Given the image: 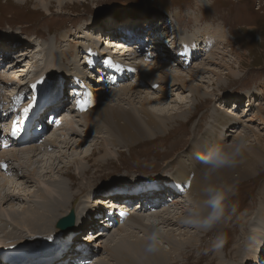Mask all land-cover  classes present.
I'll list each match as a JSON object with an SVG mask.
<instances>
[{
    "label": "rangeland",
    "instance_id": "374dc122",
    "mask_svg": "<svg viewBox=\"0 0 264 264\" xmlns=\"http://www.w3.org/2000/svg\"><path fill=\"white\" fill-rule=\"evenodd\" d=\"M66 1L67 2L65 3V5L61 7L58 5L56 0H45L44 2L42 0H0V62L4 60V58H7L8 55H6V51L8 52L14 51L13 53L17 54V52L21 50H26V49L36 50L42 47L35 44L37 41L34 42L30 41L29 35L37 36L40 39V41H42L43 43V49L45 50L51 49L56 53V48L59 47V45L55 46L58 43L56 36L61 35V33H65L66 35H68L67 36L68 40L66 39L63 42V45L60 47V49L65 47H67L68 49H72V47L70 46L72 44L71 40L81 39L79 37V34H84L83 30H81L80 27L81 24L87 25L91 23L93 25H96V27L98 28L97 33L100 35L94 34L93 35L95 38L94 40L96 43L99 42L101 43L104 41L101 44L104 48L107 49L106 51L107 55L106 57L103 56L104 58L102 57L103 59L101 61V64L100 63L96 64L100 52L97 51V55L95 58L96 62L93 64L96 66H99V64L101 65L100 67H98V70L102 74L94 71L96 69L95 66L93 69L87 68L86 65L83 66L84 67L83 77H84L85 85L83 87H79V91L80 92L82 91L81 92L82 96L80 99H78L77 96L72 97L71 94L68 93L69 92L68 90L72 91V89L69 88V86L71 84L70 82L73 81L74 76H72V74H68V68L66 64H64L65 68L63 70L57 67L54 68V72H53L52 69L53 66L49 67L52 60L48 56H43L39 60V64H41L42 67L38 68V71L39 69L41 70L42 68H44L43 71L46 72L45 74H43V79L47 80L48 78H50L52 76L51 75V70H52V73L60 74L61 79L64 81L62 84L63 90H61V96L58 99H56V101L61 100V98L64 99L68 95L69 97H67L66 103L68 104L69 108L67 107L65 114L61 115L60 120L61 119L65 120L64 117L66 115L68 119L74 117L78 122L75 123L77 126H81V123H79L80 121H78V119L80 118L81 122L84 121L82 115L84 114V111L88 110L89 106H86L84 108L85 110L84 109L81 110L78 108L74 110V108L77 105L76 102H78L79 100L87 101V98L84 97H87L88 93L91 94L90 98L92 100V105H97L98 102H102L106 98L105 95L107 93H112L113 91H115V89L119 91L120 87L123 86V84L124 85L132 84L138 86L135 77L134 78L129 77V79L123 81L124 83L118 81L120 75L118 70L121 68L120 67L121 62L123 63V67H125V65L132 66L133 62L131 60H133L135 64L139 63L137 65H141V66L145 64V62H149V63L154 62L152 59L148 58L149 56L147 55L146 51H143L142 53H140L135 57L130 58V56L128 55L126 56V58L123 57L121 55L122 52L120 51V48H124L125 50V47L123 46H135L133 44L132 45L123 44L120 47L117 46V53L119 55L116 54L114 52L116 51V48L114 47V43H117L116 41L121 43L127 41V40L125 41V39L123 38L120 39L119 34L122 35L126 34V36H129L131 38L133 35H137L136 33L140 32L139 38L141 40L148 39L149 38L148 34L149 35L151 34L153 37V32L147 33V29L148 28L151 29L155 25L157 26L158 23L157 21H159L160 25H164V26L162 27L157 26L158 30L160 31H157V34L154 33V35H156V37L158 38H160L161 35L162 37L165 36L170 37V35L171 37L172 36L174 37L175 35L174 33L179 34L181 32L180 29L186 32V29L188 28L190 29L195 28L196 26L192 23H188V21L200 18L202 20H205L204 22L208 20H210V22L209 24H203V21H201L198 24V27L202 28L203 30L205 26H212L213 29H217L218 26H220L222 30H224L225 28L224 31L227 32L228 39L231 43L230 45L227 44L228 42L225 43L222 49L219 48L217 51L214 52V49L208 50L206 49L205 45L201 46L202 42L200 41L196 52L192 48L189 50L190 47L182 48L179 45L176 47L175 41H172L171 42L172 44L169 46V48L170 47L173 48L175 44L177 52L182 51L183 54L191 55L190 60L184 63H182L180 60L171 61L173 63H166V60L162 62L157 61L161 64V68L156 67L154 64H149V67L151 68L150 69L151 73L159 76L160 80L164 79L169 74H177L176 72L184 73L183 74L184 76H196L198 79H196L195 77H191L189 81H193L194 85H200L202 86V88H206V90H208L210 93L209 94L208 92H206L208 95L207 97L208 99H206L204 102V100H199V99L196 100L195 96H193V93L191 95L189 91H188L189 94L187 93V91H183V95L185 96L180 94L181 97L187 98L190 95V97L188 98L190 102L188 104H189V108L192 107L190 108L191 114L189 113L188 114L189 116L187 115L184 118L182 117L177 118V120H174V122H169L168 125H166L167 130H165L164 133L158 131L155 135L150 136L152 135L150 134L146 138L140 139L139 141L133 144L122 142L120 141L121 138H119V140L117 139L114 140V142H118V144L114 145L112 144L110 139H108V141H105L106 145L108 142H110L108 143V152H105L104 150H101L102 144H99L101 142L100 139L95 140L98 142V144H96L95 141H92L93 139H95L96 136H99V134H97L94 131V130L97 131L96 125L94 127L93 124H90L88 122L89 125L87 126L88 127L87 133L89 136L88 135L87 137L84 136V139L87 142H90V146L92 147L90 151H86L87 145H85L86 143L85 142L81 146V151L78 150V152L80 153H78L77 156L79 157V159H82L81 163L76 166L75 164H72L73 162L70 164L64 163L62 165L60 162L57 166L55 165L54 169L51 171L53 172L51 175L54 176L57 173L58 169H62V168H64V170L66 168L69 169V173L67 174L66 172H63L62 177L66 179L68 181V184L71 186V187L69 186V190L72 193V196L76 197L73 200L72 204H74L78 200L80 201V199L82 198V197H78L80 193L84 192L86 189L90 187H94L96 191L94 194L95 197L96 196L98 197L102 196L101 198L109 197L108 196L109 194L110 196H112L111 193L115 194L114 191L108 193L105 192V188L111 186L112 183L115 184L118 183L116 187H119L122 186L123 184H128L129 182L130 183L133 182L132 184H134L135 181L140 182L142 180L143 183H148V184L160 183V185L162 186L161 191L162 192L165 191L164 189L165 186L161 184V180L163 177H168L169 176L168 173H171L173 170H176L173 161H177L181 156L185 155L187 152H188L187 157H189L192 154L191 150H192V146L194 145L193 141L197 138L198 140H203V139L205 140V138L208 137L209 135V133L206 132L209 127H210V134L212 135L214 134L217 128L213 119L214 113L216 114V111H214L215 106L223 103L226 104L227 102L228 106H232V108L235 109L234 102L236 103V101L234 100H236L235 98L237 97H242L240 101L245 100L246 104L249 98L253 99L255 97L257 101L255 105H253L251 111H248V109H246L247 108L246 106L245 107L243 106L242 109L238 108V112H240V114H243V122L241 123V125L237 126L239 128L236 133L233 131L231 132V130L226 132L225 130V134H227L226 136L232 134L231 137H228L227 143L232 142L234 139H236V137H239L242 133L243 134L245 133L246 136L248 135L249 137L254 139V135L251 134L257 132L262 134L263 146H264V125L260 123V120L257 119L259 115H262L264 118V110H263L264 108V0H66ZM188 17H192V18L190 19ZM150 22L154 23V25L151 26ZM167 22L171 23V25L173 24V26L176 27V29L173 30L174 27L171 26L172 28L170 30L167 29V31H164ZM161 30H163L164 32ZM171 30L174 31L173 34H172L173 31L171 32ZM112 32H113V37L107 36L108 34L111 35ZM165 32H167V35ZM169 32L171 33L169 34ZM12 35L15 36L16 40H14L13 42L11 41L6 42L7 40L12 39ZM100 36H102L103 38L101 39V41L99 40ZM115 37L118 38L116 39ZM204 40L206 41V39ZM50 41H52L53 45L51 44ZM132 42L133 40L132 41L130 40L127 41L126 43H132ZM15 47L17 48L14 49ZM100 47L101 45L98 48ZM154 51H158V50L155 49ZM218 52H224V53L219 54ZM47 53L50 54L49 51H47ZM194 54H196L195 55L196 58L193 60L192 55ZM217 54H219L218 55L219 59L218 58L215 59ZM120 56L121 58L123 57L124 59L120 60ZM19 58L21 59L19 64L24 67H22L23 68L22 69L16 66L15 69L11 70V72L15 70L14 72H12L14 75H11L6 70L9 63L6 65L0 64V71L2 72V74H5L6 72L9 73V74H5L4 77H2L3 80H6V77H8L7 80H12V78H15L17 80L19 79L21 73L24 72L23 74H27V66L30 63V59L29 58L22 59V57L20 56ZM63 58L67 59V57H63ZM60 59H62V57H60ZM185 59H187V57H185ZM210 59H212V61H210ZM100 60L98 62H100ZM138 60L140 61L138 62ZM218 60L219 61L222 60L225 66L219 65ZM109 62L110 64L113 63L112 64L113 66L111 65V67H109ZM205 62L208 63L207 66L210 67V71L208 70L203 71L200 68V66L205 64ZM42 63L44 64V66ZM60 63H61L60 65H62V60H60ZM116 63H118L119 65L118 69L116 68L114 69ZM175 64L176 65L179 64V66L173 67V65ZM181 64H184V66L189 64L190 67L185 68L182 67ZM228 66L233 68L230 72ZM34 67L35 64L33 65V70ZM176 69L179 70L176 71ZM2 70L5 71L3 72ZM125 70H120V71L123 72ZM137 75H139V72H137ZM204 76L211 77V80H214V83L211 84V86L208 88L205 85L208 84V81H210V79L207 80L206 78L205 79L206 81L205 80L201 81V78ZM21 77L23 78V76ZM91 77L92 80L90 79ZM40 79L37 80L34 75L31 78V82L35 84L37 87L39 81H41ZM111 81L113 82L117 81L118 84H116L115 87L107 86V83L109 84L111 83ZM21 82H23V80ZM49 83H50L49 85H55V83L54 84L51 82ZM59 83H61V80L57 81L58 87L60 85ZM13 86L14 85L10 86V89L15 88ZM45 86H47V84L44 83L43 87ZM99 86L107 88L108 91L102 90L101 89L102 87ZM164 86L165 84L163 83L162 87ZM140 87L142 88V91H144L141 93L140 96H144V94L146 95L147 93L150 92V90L153 91V89L149 87V85L147 84H142ZM35 89L30 92L31 94H29L28 97L35 96L37 99L39 98L40 93L39 92L35 93ZM91 89L93 90L87 92V90L89 91ZM111 89L112 91H110ZM148 90L149 92H147ZM11 91H15V90H11ZM11 91L8 90L6 92L10 93ZM83 92L85 93L83 94ZM94 92L96 93V96L97 95L100 96L99 92H101V96H100L101 98L98 99L95 96ZM4 95L1 98L4 97L7 98ZM178 95H170L171 98L169 97L167 101H164L163 99L165 103L162 101L160 103L156 102L152 105H154L157 108H161L163 110L166 109L165 110L166 112L167 111L174 112L175 110L173 109L178 108L177 106L179 105L175 101L176 99H178L177 98ZM27 103L28 100L26 99V101L23 102L24 105L21 104L22 107L20 105L19 108H23L27 106ZM111 103L113 104L120 103V104H124L127 107L130 105L134 107H140V100L135 97L131 99L123 100L121 102L112 100ZM18 111L19 110H17V112L14 113L15 116H17ZM44 112H45L43 114L44 123L46 124L47 132L50 131L48 135H50L51 137L52 133L56 131L57 126L56 125L51 126L48 124L49 117L47 118V115L49 114V110L45 109ZM250 118H252L251 120L254 121L251 122L249 120ZM2 119L3 118H0V123L3 122ZM13 119L14 117H12V120ZM209 121L210 124H208ZM7 124L8 126H11L12 123L11 121H9ZM36 124L37 123H35V125ZM1 128L2 126L0 125V129ZM79 128L81 130L85 129L84 123H83V127H79ZM251 129H253L254 132L251 131ZM104 130L106 131V127L104 128ZM59 132L61 131L59 130ZM102 134L103 135L106 134L108 136V133H104V132L100 133V135ZM2 141H6V142L11 141L10 138L7 137L6 132L3 129L0 130V145ZM41 143L42 142H39V144ZM22 145H26V144H22ZM0 147L3 150H5L2 146ZM75 147L78 148V146ZM250 147L251 146L249 145L247 149L250 150ZM195 150H196V146H194L193 152ZM1 152L2 150H0V153ZM10 152H12V150ZM44 155L41 154L40 157L42 158V156ZM67 155H68V160H71V158H69V155L72 157L73 156L72 152H70ZM8 159L10 164L14 166L13 156H9ZM67 165H71V166L66 167ZM78 166L79 168L81 167L84 168L78 169ZM198 166L199 164H197V168ZM26 168L31 169L36 167L34 165L33 167H30V165L26 163ZM2 172L6 176L15 178V181L20 178L19 176H17L18 174H16L15 172L12 171L7 172V170ZM29 172H30L29 175H27L26 173H22V174H25L28 177V182H31V178H29V176H31L32 171ZM21 177L23 176L21 175ZM173 179L174 178L170 177L169 181H173ZM23 180L26 181V179ZM39 180L41 181V178H39ZM46 181L47 179L45 180V183ZM28 182L24 183L25 187L23 185H19L20 182L17 184V186L18 187L23 186L24 188L21 187V189L27 191L29 189V186H33L37 184L35 183L37 181L34 180L32 183H28ZM232 184H235L237 188L236 195L231 198L233 201L239 202V209L237 215L234 216L231 220L227 221L226 223L218 225L216 228L209 231L208 233L202 232V234L205 233L203 237H197L196 239L195 238L186 239L185 241H183L186 235L182 234L179 236L181 239L180 242L178 241L179 243H176V244H181V246L183 247L186 246L190 247L194 243L196 245L197 242L200 241V239L202 238V242H201L202 248L206 250L211 248L212 242L215 240L217 234L223 232L227 236V241L224 244L222 250L220 252H215L211 250L206 252L205 250H201L202 248L198 249L192 247L186 250L188 252L185 256H181L180 251L177 252L172 251L171 252L172 255L168 257V259H170L169 261L173 263L177 262V264H218L217 260L215 259L216 254H219L220 258L226 257L223 262L224 264L232 261V258L236 253V249L234 248V245L238 242L240 234H242V232L244 231H247L248 226L252 224L251 222L258 218L257 213H259L262 209H264V163L259 164L258 167L255 169L254 173L251 174V176L247 177L246 179H235ZM38 186L39 184H37V187ZM31 188L32 189L29 190H35L33 189L34 187ZM2 189L3 187H0V195H4ZM10 189L13 190L11 187ZM118 192H123V191H118ZM188 192L189 191L186 192V195L188 194ZM160 196H161L160 194H156V197H154V201L151 202L156 203V199L157 198L160 199ZM116 197L119 199V201H125V198H130V197H120V196H116ZM14 198L15 199L17 198L15 201L14 199L11 200L12 205L14 206L15 204L24 207L32 205L31 203L32 201L29 196L26 197L24 195H15ZM109 203L110 202H106L103 199L98 200L96 202V205L100 204V206H97L98 210L96 211V213L90 214V217H88L87 219V221H90L91 217L94 218V220H92V223L93 222L94 223L93 224L90 223V225L91 224L92 225L91 226L89 225L88 227H86L85 225H83V223H81L79 229L82 228L81 233L83 232L84 233L83 234L80 233L81 234L80 235L76 232V236L80 235V240L85 242V244L81 243V245L84 246L89 245L87 243H90L91 240L92 241L95 240L96 243H93L91 246H93V248L95 247V249L98 252L95 253L94 256H92L93 264L96 263L94 261H98L99 259L103 260L104 258L106 259L105 261L111 264H116L114 257H112V260H110L109 257L108 258L104 257L106 256V253L104 251V244L105 242L108 241L110 236H115V233H118L119 228H121L122 225L120 224L117 225V223H114L111 227L108 226L109 228L104 229V227H106V225H103V223H105L104 220L97 219L98 216L102 215L104 209L106 210L109 208ZM8 205L9 204L7 203L6 206ZM6 206L5 208L4 206H0V218L8 219V215L13 214L14 210H11L12 208L10 206H8L7 208ZM16 208H20V207H16ZM147 208H150V206L146 208H142L137 211H133L131 215L139 211L147 213L149 210ZM99 209L102 210L101 211L102 213L99 212ZM174 209L176 208H172V211ZM15 210L16 213L14 215L16 216L15 218H17L18 221L19 214L22 213V210L19 209H15ZM180 210H184V208L181 207ZM27 223L28 224H26L22 220V222H19L17 225L23 229L18 228L15 231H12L11 233H7L6 235L1 234L0 238H5V237L8 238L7 236L11 237L12 233L21 232L23 236L17 240L23 242V241H27L23 237L28 236L29 232H31L33 236H36L33 237L35 240L33 241L35 243L39 242L45 244L49 242L51 244L52 237L47 236L46 234L50 233L52 227L50 229L47 228L46 230L41 231L44 229L41 228L42 224L39 226L37 222H33L32 224H29V222L27 221ZM135 223L136 222L134 220H131L130 223L127 225V227L129 229L131 227H134L136 229L133 230H137V224ZM179 223H181L180 224L181 228L183 225H185L182 222ZM30 225L31 226L36 225V226L31 227ZM75 226L76 225H74L72 229H68L65 232H69L73 230ZM29 227H31L32 231H30ZM59 230L60 229H58V231ZM88 230H92V232L94 231V233H97L98 230H101L103 231L102 233L103 235L101 237L95 235L96 237L92 238L91 233H89V235H86L88 234L87 233ZM166 230L168 231V229ZM43 232H45V236L43 238L38 239L39 238L38 235L42 236L41 234ZM78 232H80V230ZM168 234H171V232H168ZM66 235L62 237L60 241H56V243L61 242L62 245L60 247H62V249L64 247L63 245H65L64 241L68 239L71 234H66ZM12 241L14 240L12 239ZM30 241H32L31 238ZM73 242L75 241L73 240ZM29 244L30 242L24 244L26 249H24L23 251V256L27 259H30V262H32V264H41L38 262H42L43 260H45V258H39L38 260L34 261L33 260L34 258L31 257L29 252L31 251L30 247L28 246ZM76 246L77 245L73 243L72 250H70L74 256L76 253L74 254L75 250L73 249ZM259 249L260 248H258L256 251H253L254 255L252 260L258 261L260 258L264 257V250L260 252ZM68 254L63 253L62 256L68 257ZM178 258H180L179 261ZM57 259L60 258L58 257Z\"/></svg>",
    "mask_w": 264,
    "mask_h": 264
},
{
    "label": "bare ground",
    "instance_id": "6f19581e",
    "mask_svg": "<svg viewBox=\"0 0 264 264\" xmlns=\"http://www.w3.org/2000/svg\"><path fill=\"white\" fill-rule=\"evenodd\" d=\"M42 1L44 2L45 0H42ZM56 1L58 5L61 7L65 5V3L67 2L66 0H56ZM188 18L191 19L192 17H188ZM201 21H203V24H209L210 22V20L204 22L205 20H202L200 18L195 19V20H189L188 23H192L196 27L191 28V29L188 28L186 29V32L180 29L181 32L183 33L180 32L179 34L174 33L173 30H175L176 27H174L173 24L171 25V23L167 22V25L164 31H167V29L170 30L172 28L171 26H173L174 29L171 30V32L173 31L172 34L174 33L175 35L174 37L173 36L171 37V40L175 41L176 47L178 45L182 48L190 47L189 50L192 48L196 52H197L198 44L200 41L202 42L201 46L205 45L206 49L208 50L214 49V52L217 51L219 48L222 49L224 47L223 45L227 42H228L227 44L229 45L231 44L228 39L227 32L224 31L225 28L224 30H222L220 26H218V28L216 27L217 29H213L212 26H205L203 30L202 28L198 27V24ZM157 22H158L157 26H161V27L164 26V25H160L159 21ZM150 25L153 26L154 23L150 22ZM157 26L155 25L154 27H152L151 28L152 30L150 28L147 29V33L153 32V37L151 34L150 35L148 34L149 39L147 40L152 39V41H148V44L141 43V40L138 38L140 32L136 33L137 35H133L131 38L129 36H126V34L124 35L119 34L120 39L123 38L125 39V41L133 40L132 43H126L127 41L124 43L116 41L117 43H114V47L116 48V51L114 52L116 54H118L117 46L120 47L123 44L135 45V46H123L125 47V50L124 48H120V51L122 52L121 55L125 58L127 55L130 56V58L135 57L139 55L140 53H142L143 51H146L148 56L149 54H151L150 59L154 61L153 63L145 62V64L141 66V65H137L139 63L135 64L134 61L131 60L133 62L132 66L124 64L125 67H123V63L121 62L120 64L121 68L118 70V72L120 73L118 81L124 83L123 81L124 80L126 81L127 79H129V77L130 78L135 77L136 83L138 86L132 85V84H126V85L123 84V86L120 87L119 91L115 89V91H113L112 93H107L105 95L106 98L102 102H98L97 105H92V100L89 96L84 97V98H87L88 103L86 106H89L90 109L88 108L87 111H84V114L82 115L84 118V121L81 122L79 118L78 121H80L79 123H81V126H77L75 124L77 121L74 117L68 119L66 115L64 117L65 120H62V119L60 120L61 115L65 114L67 107L69 108L68 104L66 103L67 97L69 96L67 95V97H65L64 99L61 98V100L54 101L61 96V89L59 85L58 96L55 98H50V100H52V103L50 104L51 105L50 112H52L51 114L53 113L56 114V121L54 122V124H56L57 129L56 131L52 133L51 137L50 135H48L50 131L44 133L40 141L27 140V141L19 142L18 139L20 135L22 133H27L28 131V130L23 131L21 129L20 125H22V123L19 125L20 128L18 129L17 135L15 136L12 135L13 121L16 120V116L14 115V113H16L17 110H19L18 108L21 104L22 105L25 104V103L23 104V102L26 101L28 95L31 94L30 92L34 90L32 88L33 83L31 82L32 76L35 75V78L37 80L42 78L40 79L41 81H39L38 84L45 83L49 85L50 84L49 82H51L53 84L55 83V85L58 86L57 81L61 80V75L58 73L56 74L52 73V70H51L52 76L48 78L47 80L43 79V74H45L46 72L43 71L44 68H42L41 70L39 69L38 71V68L42 67V65L39 64L40 58H42L43 56H48L52 60L49 67L53 66L52 68L53 72H54V68H57V67L63 70L65 68L64 64H66L68 68V74H72V76H74L76 72V68H78L80 58H82V55H83L82 50H84L85 47L91 46L90 50H88L87 52L83 51L85 54V57H88V59H91L88 64L92 65V62L96 58L97 51H100L101 53L99 52V58L97 59L96 64L98 63L101 64L102 59L106 57L107 55V52H106L107 49L104 48L101 44L104 41L101 43L95 42L94 40L95 38L93 35L98 34L97 33L98 28L96 27V25L89 23L87 25L81 24L80 27H81V30H83L84 34H79V37L81 39L71 40L72 44L70 46L72 47V49H68L67 47L60 49V47L63 45V42L66 39L68 40V37H67L68 35H66L65 33H61V35L56 36L58 43L55 46L59 45V47L56 48V53L51 49H48V50L43 49L42 41H40V39L37 36H33V35H29V40L32 42L37 41L35 44L42 46V47L36 50L34 49L21 50L17 52V54L13 53L14 51L13 52L6 51V55L8 56L7 58H4V60H2L0 64L6 65L9 63L6 70L11 75H14L12 72H14L15 70L12 72L11 70L15 69L16 66L20 68L24 67L19 64V62L21 61L19 56L22 57V59L29 58L30 63L27 66V74H23L24 72L21 73L19 79H17L18 81L15 78H12V80H7L8 77H6V80H3L2 77H4L5 74H9V73L6 72L5 74H2V72L0 71V98L3 97L4 94H5L4 96L7 97V98L4 97L0 99V112H1L0 118H3L2 119L3 122L0 123V125L2 126L0 130L2 129L5 130L7 137L10 138L11 140L7 142L8 144H11L7 149L3 150L0 147V150H2V152L0 153V156H1L0 157V168L2 169L5 165L7 166V172L9 171L15 172L16 174H18L17 176L20 177L19 179L16 178L17 180L15 181V178L4 175L2 170L0 169V187H3L2 191L4 192V195H0V206H4L5 208L6 204L8 203L9 204L8 206L12 208L11 210H14L13 214L8 215V219L0 218V235L1 234L6 235L7 233H11L12 231H15L16 229L21 228L17 224L19 222H22L23 220L26 224H28L27 221L29 222V224H32L33 222H37L39 226L42 224L41 228H44V229L41 231H44L47 228L50 229L52 227V230L50 231V233L46 234L47 236H51L52 239H51V244L49 242L45 244L44 243L42 244L39 242L35 243L34 242L35 240L33 237H36V236H33L31 232H29L28 236L23 237L27 241L22 242V241L17 240L23 236L21 232L12 233L11 237L7 236L8 238H11V239H8L6 237L1 238L2 241L0 240V249L17 247L20 250L19 254H22L24 245H21V246L19 245L22 243L25 244L27 242H30L28 246L30 247L31 251L29 252H30L31 257L34 258L33 260L36 261L39 258H45V260H43L42 262H38V263H41V264H57V263L58 264H80L83 262L84 264H93L92 256H94L95 253H97L98 251L95 249V247L93 248V246L91 245L96 242L95 240L93 241L91 240L90 243H87L91 247L89 245H86V246L81 245V243L85 244V242L80 240V235L83 234L84 232L82 231L83 233H81L82 228L79 229V226L81 225V223H83V225L88 227L90 223H92V220H94V218L91 217L90 221H87V219L88 217H90V214L96 213V211L98 210L97 206H100V204L96 205V202L100 199H103L106 202H110L109 208L106 210L104 209L103 213L101 212L102 210L99 209V212L102 213L101 215L102 217L105 216L107 212H111L113 207L116 209V211L111 213L112 221L110 223L108 220L106 221L104 220L105 223H103V225H106L104 229L111 227L114 223H117V225L118 224L122 225V227L119 228L118 233H115V236H110L108 241L105 242L104 244V251L106 253V256L104 257L106 258L109 257L110 260H112V257H114L116 264H167V263L177 264V262L173 263L169 261L170 259H168V257L172 255L171 253L172 251H175V252L180 251L181 256H185L188 252L186 250L189 248H192V247L198 248V249L202 248V244H201L202 238L200 239V241L197 242L196 245L193 242L194 244H192V246L190 247L189 246L183 247L181 246V244H176L180 242L181 239L179 236L182 234L186 235V237L184 236L185 238L183 239V241H185L186 239H192V238L196 239L197 237H203L205 234V233L202 234V231L195 230L191 226H188V225H183L181 228V225H180L181 223H179L181 222V218L185 212V210H180V208L181 207L184 208V201H185L186 196H194L203 186V181L199 175V169L201 167V164L195 158L194 154L200 151L206 152L209 148L213 147L216 144L227 143L228 137H231L232 134L226 136L227 134H225V130L226 132L231 130V132L233 131L236 133L239 128L237 126L241 125V123L243 122V114H240V112H238V108L242 109L243 106L244 107L246 106L247 107L246 109H248V111H251L253 108V105H255L257 101L255 97L253 99L249 98L247 104L245 103V100L240 101L242 97L235 98L236 100L234 101H236V103L234 102V107L237 110L232 108V106H228L227 102L226 104H224L223 102H220L223 104H218L215 106L214 111H216V114L214 113L213 119H214V122L217 128L214 134L213 135L210 134V127H209L206 131L207 133H209V135L208 137L205 138V140L204 139L198 140L197 138L193 141L194 145L192 146V150H191L192 154L189 157H187V153H188L187 152L185 155L181 156L177 161H173V164L176 170H173L171 173H168L169 176L163 177L161 182H163L162 184L165 185V183L169 182L170 177H172L174 178L173 180H175V182L181 184V188L179 190V193L177 194L176 192L173 191V188H170L168 186L167 189L165 190V193L170 194L168 195L169 197L167 199L166 198L160 199L159 203L155 204V202L149 201V199H154V197H156V194H154V195L145 196L144 200L135 203V205L132 208L125 201H119V199L116 197V196H120V197H124V196L114 195L113 193H111L112 196H110L109 194L108 195L109 197H103V198H101L102 196L95 197L94 194L96 191L94 187H90L86 189L84 192L80 193V195L78 196V197H82L80 201L78 200L77 202L72 204L73 200L76 197L72 196V193L69 190L70 185L68 184V181L62 177L63 172H66L67 174L69 173V169L68 168H66L65 170L64 168L58 169L57 173L54 176L51 175L53 173L51 171L54 169V166L55 165L57 166L60 162H61V165L64 163L70 164L72 162H73L72 164H75L76 166L79 165L82 159H79V157L77 156V154L80 153L78 152V150L81 151V146L85 142H86L85 145H87L86 151H90L92 146H90V142H87L84 139V136L87 137L88 135L87 126L89 125V123L93 124L94 127L96 125L97 131L94 130L96 128H94L93 130L97 134H99V136H96L95 139H93L92 141L100 139L101 142L99 144H102L101 150L108 152V143L110 142H108L107 145L105 142V141H108V139H110V141L114 145L118 144V142H114V140L115 139L119 140V138H121L120 141L122 142L133 144L139 141L140 139L146 138L150 134H152L150 136L155 135L158 131L164 133L165 130H167L166 125H168L169 122H174V120H177V118H180V117L184 118L189 113L191 114L190 108L192 107L189 108V104H188L190 102V100L188 99L190 95L187 98L181 97V95H183V91H187V93L189 91L191 95L193 93V96H195L196 100L197 99L204 100L205 102V100L208 99L207 98L208 95L206 92L209 93V91L206 90V88H202V86L200 85H194L193 81H189L191 77H195L196 79H198L196 76H184L183 75L184 73L176 72L177 74H169L164 79L160 80L159 76L151 73L150 71L151 68L149 67V64H154L156 67L161 68V64L159 62H162L164 60H166V63H173L171 62L173 60H180L182 63H184V62H188L191 58V55L189 54H183L182 51L177 52V49L174 43H173L174 47L173 48L170 47L171 48L170 49L168 45L171 41L168 42L166 41V39L164 40L162 38L156 37L154 33L157 34V31H160L158 30ZM171 32H169V34ZM165 33L167 35V32ZM107 36L113 37V32L111 33V35L108 34ZM115 38L117 39L118 37H115ZM166 38H169V37H166ZM101 39H103L102 36H100L99 40L101 41ZM204 39H206V41ZM14 40H16V38L14 35H12V39L7 40L6 42H10V41L13 42ZM50 42L53 45L52 41ZM100 45L101 47L98 48ZM16 48L17 47H15L14 49ZM155 49H157L158 51H154ZM47 51H49L50 54H48ZM218 53L223 54L224 52H218ZM219 54H217L215 59L217 58L219 59L218 57ZM195 55L196 54L192 55L193 60L196 58ZM60 57H62V59H60ZM63 57H67V59ZM123 57L121 58L120 56V60L124 59ZM185 57H187V59H185ZM60 60H62V65H60L61 64ZM99 60L100 62H98ZM76 61H78L77 65L75 64ZM139 61L140 60H138V62ZM210 61H212V59H210ZM34 64H35V67L33 70ZM100 64L99 66L92 65L87 68L93 69L95 66L96 69L94 71L99 72L98 67L101 66ZM207 64L208 63L205 62V64L201 65L200 68L203 71H207V70L210 71V67H208ZM218 64L225 66L222 60L221 61L218 60ZM83 65L84 64H80L79 66L82 67ZM181 65L182 67H185V68L190 67L189 64L186 66H184V64H181ZM174 66L178 67L179 64L177 65L175 64L173 65V67ZM118 67L119 65L118 63H116L114 69L115 68L118 69ZM228 69L230 72L233 68L228 66ZM120 70H125V71L122 72ZM178 70L179 69H176V71ZM137 72H139V75H137ZM21 76H23V78ZM206 78L207 80L210 79L207 85L204 84L208 88L211 86V84L214 83V80H211V77L204 76L201 78V81L205 80ZM90 79L92 80V77ZM22 80L23 82H21ZM61 82H63V80H61ZM2 83H5V84H2ZM78 83H79V87H83L85 85L83 74L79 76ZM163 83L165 84L164 87H162ZM116 84H118L117 81L116 82L111 81V83L109 84L107 83V86L115 87ZM142 84H147L149 85V87L153 89V91L150 89H149L150 92L149 90L147 91L151 94L147 93L148 95L144 94V96H140L141 93L144 92L142 91V88L140 87ZM12 85H14L13 87L15 88L10 89V86ZM79 87L74 88L72 91L68 90L69 91L68 93L71 94L72 97L77 96V98L80 99L82 96L81 95L82 91L81 92L79 91ZM99 87H102V86H99ZM101 89L108 91L107 88H104V87H102ZM8 90L9 91L15 90V91H11L10 93H8L6 92ZM92 90L93 89L89 91L87 90V92H90ZM110 91H112V89ZM178 92H181V93H178ZM84 93L85 92H83V94ZM99 94L101 96V92H99ZM20 95H23L25 99L19 104V106H17L15 104V98ZM170 95H178L177 96L178 99H176L175 101L179 105L177 106L178 108L173 109L175 110L174 112L173 111L166 112L165 111L166 109L163 110L161 108H157L154 105H152L156 102L157 103L162 102L163 99L164 101H167ZM43 96L44 94L40 91V95L37 100H41ZM95 96H96V93H95ZM100 96L97 95L96 97L99 99L101 98ZM133 97L138 98L140 100V107H134L131 105L127 107L124 104L111 103L112 100L121 102L123 100L131 99ZM76 104L77 105L75 106L74 110L76 108L81 109L78 106V102H76ZM14 108L16 109L15 111H13ZM12 117H14L13 120H12ZM48 117H49V114L47 115V118ZM251 119L252 118L249 119L251 122L254 121ZM257 119L260 120V123L264 125V118L262 115H259ZM9 121H11L12 123L11 126H8L7 124ZM83 123H84L85 129L81 130L79 127H83ZM208 124H210V121L208 122ZM105 127H106V131L104 130ZM59 130L61 132H59ZM251 131L254 132L253 129H251ZM103 132L108 133V136L106 134H105L106 136L103 134L100 135V133H103ZM251 135H254V139L249 137L248 135L246 136L249 141L247 148L250 145L251 146L250 150L246 149L243 152V155L240 158V162L235 168H229V169L222 170L216 177L217 183L232 184L235 179H246L247 177L251 176L252 173H254L255 169L258 167L259 164L264 163L263 136L261 133H257V132H254ZM73 136H75L76 138ZM24 142H26V145H22ZM39 142H42V143L39 144ZM95 142L96 144H98L97 141ZM7 143H5L4 145H0V146L5 147ZM75 146H78V148H76ZM194 146H196V150L193 152ZM11 150L12 152H10ZM70 152H72L73 156L71 157L69 155V158H71V160H68L67 154H69ZM41 154L43 155L46 154V155L42 156L41 158L40 157ZM9 156H13L14 166L10 164L9 159H8ZM26 163H28L30 167H33L34 165L36 168L28 169L26 168ZM197 164H199L198 168H197ZM70 166L71 165H67L66 167H70ZM81 168H84V167H81ZM81 168H79L78 166V169H81ZM29 171H32L31 176H29V178H31V182H28V177L25 174H22V173H26L27 175H29L30 173ZM21 175L23 177H21ZM39 178H41L42 182L39 180ZM23 179H26V181ZM46 179L47 181L45 183ZM33 180L37 181L35 183L39 184V186L37 187V184L33 186H29L30 185L29 184L28 186H29V189H32L31 187H34L33 189L35 190L28 189L29 191L28 190L26 191V190L21 189V187L24 186V183H27V182L32 183ZM19 182H20L19 185H23V186L18 187L17 184ZM132 183L129 182L128 184H123L124 187L123 185L116 187L118 183L116 184L112 183L111 186H108L107 188H105V192L108 193V192H112L115 190L125 191V189L131 190L132 189L131 186H134V189L140 190L141 188H143L144 190H146L144 186L148 184V183H143L142 180L140 182L135 181L134 184ZM126 185H129V186H126ZM10 187L13 190H11ZM185 188H188V189H185ZM187 191L189 192L186 195ZM15 195H24L26 197L29 196L32 201L31 202L32 205L25 206V207L21 205H16V204L15 206L12 205L11 200L14 199L15 201L17 199V198L16 199L14 198ZM131 199H134V198H131ZM8 206H6V208ZM148 206H150V208H147L149 209L147 213L139 211L131 215L133 211H137L142 208H146ZM16 207H20V208H16ZM72 208L75 209V213H76L75 228L69 232H62L61 230L58 231L56 227V223L59 221V219L65 217ZM172 208H176V209L172 211ZM15 209L22 210V213L19 214L18 221H17V218H15L16 216L14 215L16 213ZM119 210H122L125 212L121 213L122 211H119ZM257 214H258V218L251 222L252 224L248 226L247 231H244L242 232V234H240L238 242L234 245V248L236 249V253L234 257L232 258V261L227 262L225 264H252V263L253 264H263L264 257L260 258L258 261L252 260L253 255H254L253 251H256L258 248H260L259 249L260 252L264 250V209H262ZM154 219L159 220L162 226L168 229V231L165 229V235L162 237V239L164 240V245L161 247L160 251L149 254V253H146L144 250L145 238L151 234L152 227L150 225V221ZM131 220H134L136 222L135 224H137V230H133V229H136L134 227H131L130 229L127 227V225L130 223ZM175 222H177L178 225ZM32 226H36V225H32ZM31 227H29L30 231H32ZM11 229H14V230H11ZM79 230L80 232H78ZM76 232L78 234L80 233L81 234L76 236ZM168 232H171L172 235L168 234ZM87 233L88 234L86 235H89V233H91L92 238L96 237L95 235H98L100 237L103 235L102 234L103 231L101 230H98L97 233H94V231L92 232V230H88ZM66 234H71V235L68 239L65 238L66 239L64 241L65 245H68L69 244L68 242L72 240V243H74L75 245L82 246V251L75 250L74 252V254L76 253L75 256L70 252L71 253V254L69 253L70 255L66 253L68 254V257L65 256L63 258L57 259L58 255L56 254V251L57 252L59 251L56 248L62 249V247H60L62 244L61 242L56 243V241H60L62 237H64ZM41 235L42 236L38 235L39 237L38 239L43 238L45 236V232H43ZM30 238L32 239V241H30ZM12 239L14 241H12ZM73 240L75 242H73ZM65 245L63 246L65 247ZM201 250H205V249L202 248ZM1 254L2 253L0 252V257H1ZM225 258L226 257L220 258L219 254L215 255V259L217 260L218 264H224L223 262ZM105 260L106 259L104 258L103 260L102 259L98 260L100 263L98 261H94V262H96L95 264H111ZM179 260L180 258H178V261ZM0 264H4V263H2V261L0 260ZM24 264H32V262L24 263Z\"/></svg>",
    "mask_w": 264,
    "mask_h": 264
},
{
    "label": "clouds",
    "instance_id": "9594fccd",
    "mask_svg": "<svg viewBox=\"0 0 264 264\" xmlns=\"http://www.w3.org/2000/svg\"><path fill=\"white\" fill-rule=\"evenodd\" d=\"M248 143L246 134L242 133L230 143L216 144L206 152L194 154L201 164L199 175L203 186L194 196H186L185 212L181 218L183 224L206 233L237 215L239 202L231 199L236 195V185L217 183L216 177L222 170L238 165ZM150 225L152 231L145 238L144 248L149 254L160 251L164 245L162 237L165 235V228L159 220L150 221ZM226 241V234L220 232L212 242L211 248L205 251L220 252Z\"/></svg>",
    "mask_w": 264,
    "mask_h": 264
},
{
    "label": "snow or ice",
    "instance_id": "6c2138e0",
    "mask_svg": "<svg viewBox=\"0 0 264 264\" xmlns=\"http://www.w3.org/2000/svg\"><path fill=\"white\" fill-rule=\"evenodd\" d=\"M151 58V54H149V57ZM109 67H111V64L109 62ZM32 88L35 89L36 85L33 84ZM44 94H45V99L46 102L49 98H55L58 96L59 94V88L56 85H47L44 89ZM90 97V93L87 94ZM25 99V97L23 95L17 96L15 98V104L17 106H19V104ZM28 103H27V107H23V108H19L18 114L16 116V120L13 121V131H12V135L15 136L17 135L18 129H19V125L21 123L24 122L25 119H28L30 117V114L32 116H36L39 114V108H42L43 105H40L39 108L38 106V101L37 98L35 96H29L27 97ZM88 101L85 100H81L78 101V106L81 108V110H83L86 105H87ZM16 109L14 108L13 111H15ZM55 122V121H53ZM7 146V145H5Z\"/></svg>",
    "mask_w": 264,
    "mask_h": 264
},
{
    "label": "water",
    "instance_id": "95a60500",
    "mask_svg": "<svg viewBox=\"0 0 264 264\" xmlns=\"http://www.w3.org/2000/svg\"><path fill=\"white\" fill-rule=\"evenodd\" d=\"M75 221H76V213L73 208L67 216L59 219L56 227L61 231L65 232L68 229H72L74 227Z\"/></svg>",
    "mask_w": 264,
    "mask_h": 264
}]
</instances>
